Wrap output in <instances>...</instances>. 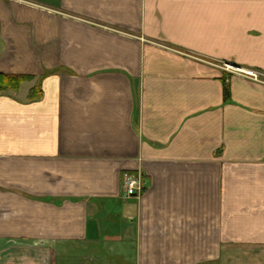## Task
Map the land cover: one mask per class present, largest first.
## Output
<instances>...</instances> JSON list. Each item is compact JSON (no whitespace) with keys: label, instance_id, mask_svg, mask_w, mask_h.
I'll return each instance as SVG.
<instances>
[{"label":"crops","instance_id":"0c3cea01","mask_svg":"<svg viewBox=\"0 0 264 264\" xmlns=\"http://www.w3.org/2000/svg\"><path fill=\"white\" fill-rule=\"evenodd\" d=\"M0 75V264H264V0H0Z\"/></svg>","mask_w":264,"mask_h":264},{"label":"built area","instance_id":"2783aa9c","mask_svg":"<svg viewBox=\"0 0 264 264\" xmlns=\"http://www.w3.org/2000/svg\"><path fill=\"white\" fill-rule=\"evenodd\" d=\"M223 71L244 76L254 82L260 81V75L252 70H242L236 67H233L229 64H224L222 66ZM123 190H124V198L130 197H138L143 193L144 190V181L143 175L141 173L138 174H129L125 173L123 175Z\"/></svg>","mask_w":264,"mask_h":264},{"label":"trees","instance_id":"16d2710c","mask_svg":"<svg viewBox=\"0 0 264 264\" xmlns=\"http://www.w3.org/2000/svg\"><path fill=\"white\" fill-rule=\"evenodd\" d=\"M22 81L21 77H8L0 75V85H10V87H17V85ZM225 98L228 96V90L225 88Z\"/></svg>","mask_w":264,"mask_h":264}]
</instances>
